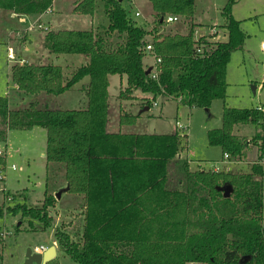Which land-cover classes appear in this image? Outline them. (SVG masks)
Masks as SVG:
<instances>
[{
  "label": "trees",
  "instance_id": "trees-1",
  "mask_svg": "<svg viewBox=\"0 0 264 264\" xmlns=\"http://www.w3.org/2000/svg\"><path fill=\"white\" fill-rule=\"evenodd\" d=\"M103 1L109 20L104 31L60 30L46 35L51 54L88 57L71 77H65L61 66L52 62L12 67V82L27 95L58 96L85 78L89 82L81 88L87 98L81 109H53L36 102L23 110L11 109L8 98L0 96V126L46 130L49 170L42 206L4 204L0 219L20 214L32 226L51 228L50 208L57 201L54 192L66 189L83 200L82 234L76 240L68 230L56 228L55 241L77 263L264 264V109L225 107L222 128L208 132L211 146L236 159L246 155L251 141L235 134V126H260L261 132L253 137L260 156L250 173L192 171L179 157L177 133L108 131L112 75L127 77L120 97H130L135 91L151 95L148 108L156 106L159 96L191 109H209L214 100H226L228 65L247 38L232 14L235 0H229L222 12L225 40H215L217 32L196 40L194 30L188 34L160 31L167 16L194 18L195 0H150L158 24L151 31L129 17L122 0ZM53 2L0 0V10L42 15L52 9ZM82 7L83 14L93 15L96 2L85 0ZM114 33L123 41L112 46ZM149 44L153 52L146 51ZM148 56L160 62L150 67L145 64ZM136 120L137 116L123 114L119 122L126 125ZM228 184L232 192L225 198L219 188ZM17 227L16 232L20 231Z\"/></svg>",
  "mask_w": 264,
  "mask_h": 264
},
{
  "label": "rangeland",
  "instance_id": "rangeland-1",
  "mask_svg": "<svg viewBox=\"0 0 264 264\" xmlns=\"http://www.w3.org/2000/svg\"><path fill=\"white\" fill-rule=\"evenodd\" d=\"M84 1L55 0L50 13L45 14L41 22L36 19L38 16L29 17L25 23H19L18 20L15 22L4 21L5 27L16 28L17 25L23 27L18 33L13 34L14 42H11V47L16 50L19 43H25L27 38L33 37L34 34L35 36L44 35L51 28L56 30H90L92 24L102 23L105 18L103 0H95L98 12H96L93 21L89 15L82 16L87 15L81 12ZM228 2L229 0H195L194 18L185 19L176 15L180 21L171 25L165 22V26L160 31L170 34L177 30L181 34H188L194 30V38L217 32L215 40H225L226 29L223 27L225 21L222 12ZM122 4L129 17L145 26L147 31L158 28L156 19L152 15L153 8L150 0H123ZM136 11L141 16L137 17ZM232 14L235 19L241 22V27L247 38L243 47L232 54L228 65L226 100H214L209 109H191L176 99L159 96L155 100L157 105L147 110V99L150 100L153 97L141 91H135L130 97H120V91L127 86V77L121 78L119 75H112L109 86L108 127L113 129L120 127V131L131 133L179 134L181 138L179 157L188 162L192 171L250 173L260 156L259 147L253 143L254 135L261 132L260 126H235V134L244 136L251 141L246 155L241 158L227 159L222 149L218 146H211L208 140L209 131L222 128L225 107L264 109V0H235ZM39 23H43V28L38 27ZM32 27L33 29H31ZM25 28L27 30H23ZM96 29L102 32L106 27L99 25ZM119 38L114 33L110 41L112 46L123 41L122 38ZM147 41H152L151 36L147 37ZM7 53L6 46L0 47V96H4L10 89L11 98L8 99L11 104L10 108L23 110L30 103H23L20 100L21 93L12 90L14 83L9 78L7 67L8 63L11 64L14 61H8ZM31 62L48 63L46 58L44 61L40 56H35ZM145 64L154 67V57L148 56ZM66 65L64 64L62 67L65 69L63 70L65 71L64 76L68 78L71 77L74 70L71 72L70 68L67 71ZM14 92L18 96L14 95ZM78 92L67 93L62 99H56L53 102L50 101V98H41L40 106L44 107L47 104L53 109H81L87 102V98L82 92L78 95ZM123 114L137 116L136 122L120 124V116ZM178 122L185 128L182 132H179ZM0 133L3 134L2 137L4 136L0 140V151L4 152L0 156V159H3V164L0 165V206L25 203L29 207H41L46 192V175L49 171L46 167V159L41 155L46 151V130L41 127L26 131L9 130L8 126L3 123L0 126ZM217 168L219 170H216ZM50 191L53 193V190L50 189ZM63 192L60 198H56L55 206L50 208V216L53 221L51 228L43 230L37 223L32 226L29 220L20 214L15 216L5 214L0 219V264H26L28 250H32L35 254L38 247L50 248L53 245L57 247V256L47 264H80L63 252L59 248L58 242L55 241L56 228L68 230L75 235L73 238L76 240L82 234L79 229L82 228L83 209L81 206L83 200ZM10 196L14 198L8 203L7 198ZM17 226H20L18 232H16Z\"/></svg>",
  "mask_w": 264,
  "mask_h": 264
},
{
  "label": "crops",
  "instance_id": "crops-1",
  "mask_svg": "<svg viewBox=\"0 0 264 264\" xmlns=\"http://www.w3.org/2000/svg\"><path fill=\"white\" fill-rule=\"evenodd\" d=\"M54 2H55V0H54ZM54 2H53V5H54ZM122 2H123V0H122ZM97 9H98V6L96 7L94 14L93 15H89V17L92 18V21L94 20V16H95L96 12H98ZM103 10H104L105 18L102 20V23H100L98 25H93L92 24L90 30L98 32L99 29L97 30L96 28L99 27V25H103V27H106V28L108 27L109 20H108V17L106 15V8L104 7ZM72 11H73V9L71 10V12ZM53 12H54V9H53ZM137 12L138 11H136V13ZM136 13H135V15H136ZM45 14H47V13H44L42 15L20 16L18 14H15V13L11 12V11H8V10H0V47L6 46V48L8 50V53H7L8 61H9L8 57H9L10 48L13 50L14 55L16 56V60H14V63H11V64L8 63L9 66L7 67V72L9 74V78H11V70H12V67L15 64H21L22 65L24 63H28V64H35V65H44V64H48L49 62H52V63H54L56 65L61 66V68L63 70H65V69L62 66H64V64H67L66 65L67 71H69L70 68H71V72H72V70H75L76 68H78V67H80L82 65H85L88 62V57L86 55L74 54V55H60V56H56L54 54H51L50 51L46 48L45 39H46L47 33L49 31H60V30H63V29H57L56 30V29L51 28L48 32H45L44 35L38 34V35L35 36V34H34L33 37L31 36L29 39L27 38V41L25 43H22V42L19 43L16 46V50L13 47H11V45H10L11 42H14L13 34L14 33H18L20 30H22L21 28H23V27H21L19 25H17L18 27H16V28L5 27L4 26V21L8 20V21L15 22L16 20H18L19 23H25L29 17L38 16L36 19H38L39 22H41L42 21V17ZM74 14H76V13L74 12ZM152 15L154 16V14H152ZM82 16H88V15H82ZM41 24H43V23H41ZM23 30H27V29L25 28ZM25 35L27 36V34H25ZM17 39H19V38H17ZM263 44H264V41H263ZM15 51H16L17 55H16ZM35 56L42 57L44 59V61H45V58H46L48 63L31 62L32 58H34ZM63 72H65V71H63ZM110 79H111V76L109 77V81H110ZM84 80H85V82H84ZM84 80L81 81L79 84H77L72 90L67 91V92H65V93H63L61 95H58V96L48 95L46 93H39V94H35V95H27V94H24L23 92L17 90V86L15 84L13 85V87H12L13 89L12 90L13 91H17V93H19V94L21 93V99L20 100L23 103L24 102L25 103L36 102L40 106V104H42L41 101H40L41 98L42 99L50 98V101L53 102V100L62 99L65 94L70 93V92L73 93L74 91H77V92L79 91L78 95H80V93L82 92L81 91L82 86L88 84L89 78H85ZM9 90H7V92L4 95L8 99L11 98V94H10ZM82 93L84 94V92H82ZM15 94H16V92H14V95ZM16 96H18V95L16 94ZM12 99L15 100V98H12ZM29 100H30V102H28ZM9 104H10V102H9ZM35 128H37V127H35ZM35 128H33V129H35ZM108 131L109 132H115V131L119 132L120 131V127H119V129H113V128H109L108 127ZM41 155L44 156V158H45V152H43ZM62 190H64V192H66L65 191L66 189H62ZM59 192H57V193L55 192L56 196H57V194Z\"/></svg>",
  "mask_w": 264,
  "mask_h": 264
},
{
  "label": "water",
  "instance_id": "water-1",
  "mask_svg": "<svg viewBox=\"0 0 264 264\" xmlns=\"http://www.w3.org/2000/svg\"><path fill=\"white\" fill-rule=\"evenodd\" d=\"M150 72H151V69L147 71V74H149ZM146 109L148 110L149 108L147 107ZM219 190L224 193L225 198H229L232 192V187L231 185L228 184L224 187H220ZM62 192L63 190L57 194L56 196L57 199L61 197ZM56 256H57V247L55 245L51 246L50 248H47V250L43 253L37 252L33 254L32 250H28L26 264H33V263L47 264L48 262L55 259ZM248 259H249L248 256L244 257L242 259V262L245 263Z\"/></svg>",
  "mask_w": 264,
  "mask_h": 264
},
{
  "label": "built area",
  "instance_id": "built-area-1",
  "mask_svg": "<svg viewBox=\"0 0 264 264\" xmlns=\"http://www.w3.org/2000/svg\"><path fill=\"white\" fill-rule=\"evenodd\" d=\"M51 10V9H50ZM50 10L49 11H47L46 13H50ZM136 16L138 17V16H140V13L139 12H137L136 13ZM180 21V18L178 17V16H174V15H170V16H167L166 17V19H165V22H166V24H175V23H177V22H179ZM35 26V25H34ZM33 26V27H34ZM33 27L31 28V29H33ZM38 27L41 29V28H43V24H41V23H39L38 24ZM196 40L198 39V38H195ZM145 49H146V51L147 52H153V47H152V45L151 44H149V45H147L146 47H145ZM9 60H12V61H14V60H16V57H15V55H14V52H13V50L10 48V52H9ZM154 60H155V62H160V58H156V57H154ZM156 71V70H155ZM155 73V72H154ZM156 74V73H155ZM155 105H157V103H155ZM178 127H179V132H182V130H184L185 128L181 125V123L180 122H178ZM4 154V152L3 151H0V156H2ZM225 157L227 158V159H229V157H228V155L227 154H225ZM216 170H219L218 168L216 169ZM218 172V171H217ZM12 197L10 196V197H8L7 198V201H12ZM47 250V248H45L44 246H40V247H38L37 249H36V251L38 252V253H43V252H45Z\"/></svg>",
  "mask_w": 264,
  "mask_h": 264
}]
</instances>
